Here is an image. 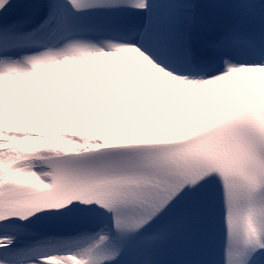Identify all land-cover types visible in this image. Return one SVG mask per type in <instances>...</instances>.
Segmentation results:
<instances>
[{"label": "snow or ice", "instance_id": "snow-or-ice-1", "mask_svg": "<svg viewBox=\"0 0 264 264\" xmlns=\"http://www.w3.org/2000/svg\"><path fill=\"white\" fill-rule=\"evenodd\" d=\"M0 264H264V0H0Z\"/></svg>", "mask_w": 264, "mask_h": 264}]
</instances>
